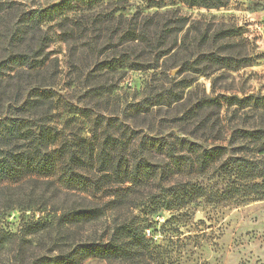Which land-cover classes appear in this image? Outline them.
<instances>
[{
  "label": "trees",
  "instance_id": "1",
  "mask_svg": "<svg viewBox=\"0 0 264 264\" xmlns=\"http://www.w3.org/2000/svg\"><path fill=\"white\" fill-rule=\"evenodd\" d=\"M135 1L157 9L165 5ZM170 1L209 10L229 2ZM131 3L63 0L23 13L0 38L4 55L0 57V254L12 248L17 264H29V237L55 232L67 236L69 249L30 264H82L92 258L139 263L145 238L139 240L134 232L147 231L151 217L159 212L201 198L212 204L264 199V122L256 114L264 96H214L221 89L218 77L211 81L210 96L198 77L170 76L179 69L178 77L211 78L216 72L225 76L252 66L254 58L244 40L232 41L240 37L239 31L219 30L211 36L194 23L184 32L189 22L179 10L145 14ZM132 6L136 12L130 14ZM51 24L59 30L69 56L112 57L95 63L91 72L67 74L58 91L60 63L48 51L52 37L46 27ZM192 31L197 32L194 44ZM176 48L173 59H167L162 68L161 60ZM133 71L149 76L139 89L128 88L133 97L126 102L125 112L112 120L119 124L118 136L98 140L62 135L58 124H63L56 112L80 110L72 107L67 90L79 86L101 101L118 92L119 82L110 84L107 78H123ZM225 108H233L228 119L222 117ZM241 112L253 114L250 124L248 120L244 125L237 123ZM166 129L173 132L164 135ZM35 207L42 214L47 212L43 219H23L17 233L6 229L13 211L25 213ZM122 209H140L145 217L122 220L107 239L75 241L76 233L86 232Z\"/></svg>",
  "mask_w": 264,
  "mask_h": 264
},
{
  "label": "rangeland",
  "instance_id": "2",
  "mask_svg": "<svg viewBox=\"0 0 264 264\" xmlns=\"http://www.w3.org/2000/svg\"><path fill=\"white\" fill-rule=\"evenodd\" d=\"M61 1L63 0H0V38L5 37V34L13 28L23 13L46 9ZM154 2L158 4L164 2L165 5L163 8L157 9L156 7H146L143 2L135 0H132L131 4L135 5L134 7H141L145 14L179 10L181 16L187 18L189 22V26L184 32L194 23L204 31L208 29L211 36L219 30L236 29L239 31L240 37H237L236 40L232 38V41L239 43L240 39L244 40L249 54L254 58L252 66L242 68L238 72H227L225 76H223L225 73L221 71L214 73L211 78L194 74H184L178 77L179 69H175L172 70L171 77L178 80L184 77H198V83L205 87L207 95L210 96H212L211 81L217 77L220 78L217 84L221 89L218 88L214 96L236 95L240 98L245 95L264 96V0H229L224 8L210 10L198 7L190 8L180 2L172 4L170 0H155ZM133 6L129 9L130 14L136 12L133 10ZM46 28L50 29L49 33L52 37L48 51L53 53L52 58L57 57L60 63L61 81L57 87L58 91L65 85L67 74L91 72L95 63L112 57L108 54L100 58L96 56L85 58L82 54L69 56L68 47L61 42L59 30L55 25L51 24ZM196 34V31L190 33L192 44L197 41L194 40ZM181 36L183 35L181 34L179 38ZM211 45L212 42L206 46V49H209L208 46ZM1 47L0 45V57L3 58ZM195 47L196 44L192 48L195 49ZM177 50L178 48L161 60L162 68L165 61L172 58L171 56L175 55ZM177 58L169 60L168 63L174 62ZM190 58L193 59V56ZM78 62L79 67L76 66ZM72 64H75V68L71 67ZM14 75L15 72L10 77H14ZM148 76L149 73L133 71L126 72L123 78L120 75L107 78L110 84L119 82L118 92L103 97L101 101L95 99L94 94H90L88 89L84 90L79 86L67 90L72 107L80 110L75 114H67L64 108H60L56 112L57 120L63 124H58L62 135L72 139L96 136L98 140H103L108 135H115L119 124H114L112 120L119 113L125 112L126 102H130L133 97V91L128 88L139 89ZM258 108L257 117L261 115L264 122V101L259 102ZM231 110L228 111L225 108L222 117L230 118ZM21 111L19 109V113ZM242 114L243 112L238 113L240 121L237 123L244 125V122L246 124L245 120H248V124H250L253 114L250 113L246 116ZM170 115L168 113L167 117L170 118ZM163 116L166 115L163 114ZM163 132L164 135H167L171 134L173 130L166 129ZM118 135L117 133L116 136ZM212 144L210 142L206 145ZM237 157L233 156L235 160ZM25 186L24 189L28 190L29 185ZM36 206L41 207L40 204ZM37 207L33 211L25 213L20 210L13 211L9 215L6 229L11 233H17L23 219L26 222L43 219L47 212L42 214L37 211ZM50 208L48 207L49 210ZM198 216L200 220H197ZM133 217L144 218L145 215L140 209H122L121 212L109 213L101 222L87 228L86 232L76 233L75 241L91 237L107 239L112 234L115 225ZM149 227L147 231L134 232L139 240L142 237L145 238L142 243L143 249L139 263L92 258L82 264H264V199L246 203L231 201L212 204L205 198H201L184 207L169 212H159L151 217ZM58 235L59 233L55 232L52 236L45 233L29 237L27 239L29 242L27 244L28 263L30 264L31 260L39 259L45 255H55L61 251H67L70 245V242L64 239L67 236ZM70 238L73 240L74 236ZM14 254L12 248L2 252L0 264H17Z\"/></svg>",
  "mask_w": 264,
  "mask_h": 264
},
{
  "label": "water",
  "instance_id": "3",
  "mask_svg": "<svg viewBox=\"0 0 264 264\" xmlns=\"http://www.w3.org/2000/svg\"><path fill=\"white\" fill-rule=\"evenodd\" d=\"M197 220H200V217L198 216Z\"/></svg>",
  "mask_w": 264,
  "mask_h": 264
}]
</instances>
